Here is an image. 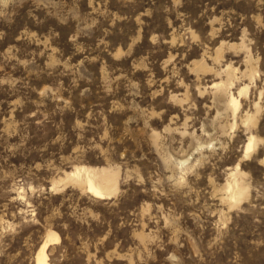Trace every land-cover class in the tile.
<instances>
[{
  "label": "rangeland",
  "instance_id": "1",
  "mask_svg": "<svg viewBox=\"0 0 264 264\" xmlns=\"http://www.w3.org/2000/svg\"><path fill=\"white\" fill-rule=\"evenodd\" d=\"M51 231L48 264H264V0H0V264Z\"/></svg>",
  "mask_w": 264,
  "mask_h": 264
},
{
  "label": "bare ground",
  "instance_id": "2",
  "mask_svg": "<svg viewBox=\"0 0 264 264\" xmlns=\"http://www.w3.org/2000/svg\"><path fill=\"white\" fill-rule=\"evenodd\" d=\"M105 178H106V185L100 186L96 184L93 181V179H91V177H87V180H86L87 191L96 196H104V194H108L110 190L112 189L113 178L109 175L106 176ZM57 237H58L57 233L53 231L47 233L46 238L40 244V246L38 247L35 253V264H48L46 261L47 254H45L46 251H44V248L48 244L49 240L56 239Z\"/></svg>",
  "mask_w": 264,
  "mask_h": 264
},
{
  "label": "clouds",
  "instance_id": "3",
  "mask_svg": "<svg viewBox=\"0 0 264 264\" xmlns=\"http://www.w3.org/2000/svg\"><path fill=\"white\" fill-rule=\"evenodd\" d=\"M173 259H175V258L173 257Z\"/></svg>",
  "mask_w": 264,
  "mask_h": 264
}]
</instances>
